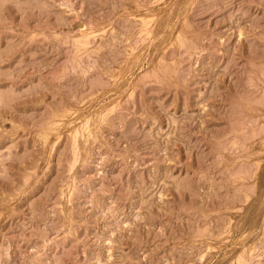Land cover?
I'll list each match as a JSON object with an SVG mask.
<instances>
[{"label": "rangeland", "instance_id": "374dc122", "mask_svg": "<svg viewBox=\"0 0 264 264\" xmlns=\"http://www.w3.org/2000/svg\"><path fill=\"white\" fill-rule=\"evenodd\" d=\"M0 264H264V0H0Z\"/></svg>", "mask_w": 264, "mask_h": 264}]
</instances>
